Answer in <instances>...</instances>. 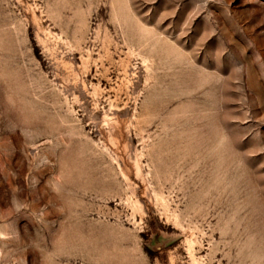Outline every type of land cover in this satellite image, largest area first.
Returning a JSON list of instances; mask_svg holds the SVG:
<instances>
[{
  "label": "rangeland",
  "instance_id": "1",
  "mask_svg": "<svg viewBox=\"0 0 264 264\" xmlns=\"http://www.w3.org/2000/svg\"><path fill=\"white\" fill-rule=\"evenodd\" d=\"M0 264H264V0H0Z\"/></svg>",
  "mask_w": 264,
  "mask_h": 264
}]
</instances>
